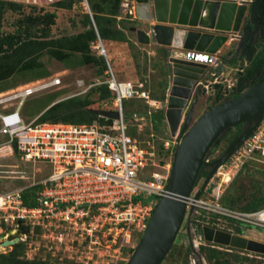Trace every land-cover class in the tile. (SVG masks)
Here are the masks:
<instances>
[{
	"label": "built area",
	"instance_id": "obj_1",
	"mask_svg": "<svg viewBox=\"0 0 264 264\" xmlns=\"http://www.w3.org/2000/svg\"><path fill=\"white\" fill-rule=\"evenodd\" d=\"M6 1L21 4L29 12L43 14L61 8L58 6L60 2L74 0ZM82 3L94 19L88 1L82 0ZM122 10L133 20L137 18L135 2L124 0ZM99 48L107 57L103 42ZM199 54L201 57L195 58L196 61L214 66L219 63L216 54ZM190 55L191 52L185 54L191 59ZM107 63L110 77L104 83L112 91L113 110L119 112V118L99 115L103 119L73 123L39 122L38 116L25 123L21 110L26 100L37 92L61 86L63 79L60 76L46 77L0 92V137L6 138L0 143V158L18 154L22 161L43 162L51 168L49 175L38 182L0 192V234L5 233L10 239L19 236V242H26L25 258L28 260H34L38 254L39 240L61 261L68 259L83 264H103L109 258L118 261L123 249L133 246L136 236L139 239L140 234H144L160 198L168 193L167 184L175 150L181 140L180 132L164 140L160 148L152 140L144 143L129 133L124 108V100L139 99L145 100L156 111L166 109L167 100L152 98L144 82L119 81L108 57ZM237 81L239 77L229 80L225 75L222 82L230 90L226 93L223 89L218 98L223 101L235 97L239 85L235 91L232 87ZM77 84L85 85L83 80H78ZM152 114L151 109L133 113L138 129H143ZM161 148L165 152L163 156ZM157 158L159 162L155 161ZM263 158L264 117L255 131L217 169L202 195L196 197V191L189 197L190 214L201 217L202 226L216 227L248 238L253 237L249 234L250 227L264 230V206L243 210L221 203L225 186L252 161L262 163L264 169ZM205 162L209 165L210 159L206 158ZM156 165L167 172L146 170ZM36 185L41 187L34 196H30L35 202V205H30L25 192ZM141 196H152L158 200L144 202L138 199ZM211 214L218 216L217 224L208 221ZM223 220L232 226L224 228L225 225H221ZM21 224L28 226V234L18 233ZM9 228L14 230L12 236L7 234ZM121 236L123 240L120 243ZM2 242L0 240L3 247L0 253L15 245L4 246ZM236 249L248 252L251 257L264 254Z\"/></svg>",
	"mask_w": 264,
	"mask_h": 264
},
{
	"label": "rangeland",
	"instance_id": "obj_2",
	"mask_svg": "<svg viewBox=\"0 0 264 264\" xmlns=\"http://www.w3.org/2000/svg\"><path fill=\"white\" fill-rule=\"evenodd\" d=\"M87 1L92 10V2L89 0ZM97 1L104 7L102 14L104 25L111 30H123L125 40L112 39L101 41L98 38L96 42H93L91 52L97 56H104L99 48L100 43L103 42L107 57L119 81H132L134 83L144 82L151 97L165 102L166 99L163 100L162 97L163 95H166L167 98V92L169 89V75L167 68L168 59L166 51L164 49H158L156 53L152 55L147 44L139 43L137 32L131 29V27L137 25L136 21L124 14L122 6H120L119 10H117L118 12H116L118 7L116 6V0H113L110 3L111 6H113V8L110 7V9H106L107 4H109L108 1ZM54 10L56 12V18H54V23L50 25V38L57 39L73 37L87 29L85 17L89 14V10L87 6L82 3V0H74L71 7H61ZM92 13L94 16L93 10ZM39 14L40 13H30L28 9L23 7L18 11L7 9L2 17L0 29L1 38L5 39L9 36H15L14 39L17 43L14 45L15 47H13V49L18 46V41H29L31 39L41 38V36H43L46 22H34L35 17H30V15L37 16ZM91 25L95 26L93 21L91 22ZM258 41V45L253 51L251 58L254 57L255 53L264 49V37L261 36ZM238 42L237 39H230L216 54L222 61H228V72L226 73V77L229 80L238 78L239 72L241 71L238 60H240L242 55L236 60L227 59L228 52L234 51L237 48ZM65 50L69 51V49ZM0 51L1 53L8 52L12 51V48L8 44H4L3 47L0 48ZM39 60L42 63L41 67L16 72L11 78L0 81V92H3L46 77H62L63 83L61 86L37 92L26 100L21 110V116L25 123L35 120L49 104L57 99L75 95L85 97L89 92H91L89 97L94 102L92 107L95 108V110H113L112 94L106 98H99L100 91L98 90V88H100L102 84H105L104 82L110 77V74L107 72L109 66L103 74H100L102 64L98 62L86 64L83 60L82 53L76 51L71 52V55L66 60L62 61L52 56L48 50H44ZM249 65L250 62L249 64L245 63V68L242 70L246 71ZM258 75H264V63L261 67L260 74L255 75V77ZM78 80H83L85 85L79 86L77 84ZM252 82V78L247 80L246 86L252 85ZM92 84L93 86L90 88L93 89L91 90L88 87ZM87 88L88 91L84 93L83 90ZM221 101L222 100H217L216 96L210 97L209 94L201 98L195 108L193 123L213 104H217ZM124 108L125 120L129 126V133L135 132V136L142 142L147 143V141L152 140L156 143V146L160 148L164 140L171 138L166 118L164 121L162 120V122L153 119V115L157 111L164 110L165 112V107L155 111V109L150 107L145 100L127 99L124 100ZM149 109L153 110V114L151 115L152 118H147L143 129H138V121L134 119L133 113L135 111L138 113H144ZM243 127L244 124L240 127L233 129L230 128L220 137V143L217 150L215 152H210L206 157L210 159V163L209 165H206V162L204 163L203 173L197 182L194 192L199 190L204 183L209 170L216 164L218 158L230 148L232 141L234 140L233 136H239ZM4 140H6L5 137H0V143ZM158 159L159 158L155 159V161L159 162ZM215 159L216 161H214ZM50 169V166L43 162L36 163L32 161H22L18 154L5 155L0 158V192L38 182L49 175L51 171ZM146 170L167 172L160 165L149 166ZM217 180L218 177L215 179V182ZM212 186H215L214 183ZM138 199H141L144 202L158 200V198L152 196H141ZM258 200H264V169L262 163L252 161L236 175L232 182L225 186L224 193L221 197V203L229 207L244 208ZM208 217L209 218L207 219H209L208 221L211 224L213 222L216 224L219 222L217 215L211 214ZM200 221L201 217L197 218V216L190 214L188 211L182 228L176 237L175 243L162 264H195V259L199 264L200 259L201 264H264V254H261V257H251L247 255L248 252H242L238 249L232 250L230 247L221 245H219L221 247H214L213 245L217 246L218 244H211V242H206L205 240H203V242L207 243V245L198 246L199 241L201 242V240L198 236L194 235L192 240L194 241L196 248L198 250L200 248L202 254L201 258H197L198 255L192 253V250L190 249V239L192 232L197 233L196 230L202 223V221ZM229 223L230 222L223 220L221 225H225L224 228L231 227L232 225ZM249 229H251L249 234L253 236L252 238L264 241V235L257 233L258 229L255 227H250ZM142 236L143 233L140 234L139 239H137L136 236V239L133 241V246L125 247L123 249L122 257L118 261H112L111 258H109L107 262H104L103 264H126L134 249L138 246ZM34 239L36 240V237ZM122 240L123 237L121 236L119 242L121 243ZM37 245H40V248L36 250L38 254L35 255V258L40 257V259L45 260L44 264H83L68 259L63 261L56 259L53 250L47 249V247L43 246V243L39 242V240ZM27 247L28 244L24 242L23 248L15 249V252L18 251L17 254L20 255V258H25ZM227 248H230L231 250ZM12 249L13 248L8 246L6 247V251L4 250L0 254H9Z\"/></svg>",
	"mask_w": 264,
	"mask_h": 264
},
{
	"label": "water",
	"instance_id": "obj_3",
	"mask_svg": "<svg viewBox=\"0 0 264 264\" xmlns=\"http://www.w3.org/2000/svg\"><path fill=\"white\" fill-rule=\"evenodd\" d=\"M137 9V32L141 44H156L166 50L169 89L165 118L171 136L180 132L181 140L175 150L174 162L167 184V195L160 198L148 227L126 264H162L172 249L188 211V199L194 193L203 173L205 158L214 144L230 128L244 124L242 132L228 150L209 170L195 196L205 187L228 158L258 127L264 117V78L245 86L239 95L213 104L194 123L197 103L208 93L218 98L229 87L223 84L228 61L217 65L196 61L201 52L217 54L230 39H241L245 23L255 15L259 6L254 0H130ZM94 22L95 28L96 23ZM139 23L144 27L139 28ZM98 38L102 41L99 33ZM178 50V54L175 52ZM191 52V59L185 56ZM231 53V52H229ZM228 53V55H229ZM107 60V57H106ZM241 75L244 64H241ZM239 81L232 87L237 90ZM110 118H119L114 110H93ZM13 229H7L9 236ZM264 235V230H258ZM18 233L28 234L21 224ZM201 236L218 244L264 253V241L216 230L210 226L199 228ZM4 246L19 242L0 234Z\"/></svg>",
	"mask_w": 264,
	"mask_h": 264
},
{
	"label": "trees",
	"instance_id": "obj_4",
	"mask_svg": "<svg viewBox=\"0 0 264 264\" xmlns=\"http://www.w3.org/2000/svg\"><path fill=\"white\" fill-rule=\"evenodd\" d=\"M92 2V10L94 12V20L96 21V27L91 25L92 19L89 14L86 15L85 21L87 29L73 37H63V38H50V25L54 23V18H56V12H46L43 14H39L35 17L34 22H46V26L44 28L43 36L38 39H31L29 41H18V46L15 47L17 41H15V36H9L5 39L1 38L0 35V48L3 47L4 44H8L12 51L1 53L0 51V81L6 80L11 78L16 72L19 71H26V70H32L36 69L42 66V63L40 62V56L44 50H48L49 53L57 58L58 60H66L70 55L71 52H80L82 53L83 60L86 64L91 63H100L102 64V69L100 70V74H103L107 69L108 65L106 63L104 56H97L93 54L92 51V44L93 42H96L98 39V33L102 40H112V39H119V40H125V34L123 30L117 29V30H111L103 23V5L101 3H98L97 0H89ZM105 2H109L107 4L106 9H110L111 2L113 0H102ZM73 1L69 2H60L58 4L59 7L68 8L72 6ZM116 12L119 10V7L122 6L123 0H116ZM23 6L21 4L6 1V0H0V29H1V22L4 12L7 9L18 11L21 10ZM263 8H264V2H263ZM33 13V12H30ZM65 49H69V51H66ZM264 63V49L258 51L255 53L254 57L252 58V61L250 65L247 67L246 71L243 72L241 75L239 73V86H238V92L235 94V96L239 95L240 91H243L246 82L249 79H253L252 84L257 83L258 81L262 80L264 78V75H258L255 77V75L260 74L261 67ZM91 90L93 88H90ZM100 91L99 98H106L109 97L112 94V91L109 89L108 84H102L100 88H98ZM91 92L87 94L85 97L75 95L71 96L69 98L60 100L54 104H52L49 108H47L43 113H41L38 117L39 122H73V123H85V122H92L96 119H103L99 115L93 112L95 108L92 107V104L94 103L93 100L90 99ZM113 96V94H112ZM163 100L166 99V95H163ZM157 99V98H156ZM107 100V99H106ZM105 101V100H104ZM163 111V112H162ZM158 113V114H156ZM153 115V119L155 121L162 122L165 119V112L164 110L157 111ZM152 118V116H151ZM243 124V123H242ZM242 124H239L233 128L240 127ZM133 136H135V132H130ZM238 137V135H234L233 139L235 140ZM233 140V141H234ZM232 141V143H233ZM220 139L214 144L213 149L211 152H215L219 146ZM160 154L163 156L165 155V152L163 149H160ZM216 161V159L214 160ZM164 162V160H162ZM209 173V172H208ZM207 173V174H208ZM41 186L36 185L31 188H29L25 192L26 201L30 205H35V202L33 199L30 198V196H34L36 192L39 190ZM264 206V200H258L255 202H252L251 204L245 206L244 208H238L243 210H252V209H258ZM24 242H19L13 246L12 251L9 254H0V264H44L45 260H42L39 258H35L34 260H28L25 258H20V255L17 254L18 251L15 252L16 248H23ZM133 251V250H132Z\"/></svg>",
	"mask_w": 264,
	"mask_h": 264
},
{
	"label": "flooded vegetation",
	"instance_id": "obj_5",
	"mask_svg": "<svg viewBox=\"0 0 264 264\" xmlns=\"http://www.w3.org/2000/svg\"><path fill=\"white\" fill-rule=\"evenodd\" d=\"M263 2H264V0H254L253 4H254V6H259V10L255 13L254 16H252L251 18H249V20L246 21L245 28H244L243 32H241V39H237L239 41L237 48L234 51H230L231 53L228 52L229 53V55L227 57L228 60H236L238 57H240L242 55L240 60H238L239 67H241V64H244V68H245V63H248V64H249V62L251 63V61H252L251 56L253 55V51L255 50L256 46L258 45V42H259L258 40L261 36L264 37ZM216 99L220 100V98H216ZM200 227H204V226L200 225L196 230L197 233L192 232L191 239H190V249L192 250V253L198 255L197 258H199V257L201 258L202 254L200 252V248L198 250L196 248L194 241L192 240V237H194V235L198 236V238L201 240V242L199 241L198 246L207 245V243H204L203 240H205L206 242H211V244H218L216 242L206 240L204 235L201 236L199 233ZM213 228L216 230H221V229H218L216 227H213ZM223 231H227V230H223ZM219 245L226 246V245H222V244H218L217 246L213 245V246L214 247H221ZM227 247H230L232 250L236 249L235 247H232V246H227ZM230 248H227V249L231 250ZM194 261H195L194 262L195 264H199L196 259ZM199 262L201 264V259L199 260Z\"/></svg>",
	"mask_w": 264,
	"mask_h": 264
},
{
	"label": "crops",
	"instance_id": "obj_6",
	"mask_svg": "<svg viewBox=\"0 0 264 264\" xmlns=\"http://www.w3.org/2000/svg\"><path fill=\"white\" fill-rule=\"evenodd\" d=\"M136 21V23H137V20H135ZM142 27H144L141 23H139V28H142ZM148 47L150 48V50H151V54L152 55H154V53H156V51L158 50V49H164L163 47H161V46H159V45H156V44H154V43H152V44H149L148 45ZM147 49V48H146ZM165 50V49H164ZM166 51V50H165ZM164 52V51H163ZM176 54H178V50L175 52ZM204 54H208L207 52H203ZM217 56V55H216ZM217 58H218V62H221L222 60L221 59H219V57L217 56ZM116 75V74H115ZM69 97H71V96H65V97H63V98H60V99H57V100H55V101H53L51 104H49L41 113H43L47 108H49L52 104H54V103H56V102H58V101H60V100H63V99H66V98H69ZM152 98H154V97H152ZM154 99H156V98H154ZM40 113V114H41ZM39 114V115H40ZM38 115V116H39ZM255 232V231H254ZM257 233H260V232H257Z\"/></svg>",
	"mask_w": 264,
	"mask_h": 264
},
{
	"label": "bare ground",
	"instance_id": "obj_7",
	"mask_svg": "<svg viewBox=\"0 0 264 264\" xmlns=\"http://www.w3.org/2000/svg\"><path fill=\"white\" fill-rule=\"evenodd\" d=\"M87 91H88V89H86V91H85V92H87ZM85 92H84V93H85ZM13 233H14V231H13ZM2 245H3V244H2ZM2 248H3V247H2V246H0V251L2 250Z\"/></svg>",
	"mask_w": 264,
	"mask_h": 264
}]
</instances>
